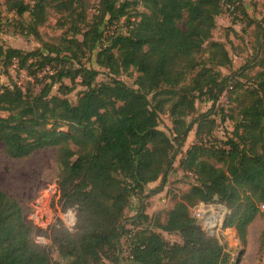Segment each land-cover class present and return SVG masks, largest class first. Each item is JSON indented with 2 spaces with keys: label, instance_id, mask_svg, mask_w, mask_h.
I'll return each mask as SVG.
<instances>
[{
  "label": "trees",
  "instance_id": "16d2710c",
  "mask_svg": "<svg viewBox=\"0 0 264 264\" xmlns=\"http://www.w3.org/2000/svg\"><path fill=\"white\" fill-rule=\"evenodd\" d=\"M30 1L0 0V29L8 24L4 11L19 20L27 14L17 21L18 32L41 44L32 51L0 46L4 71L15 62L40 84L38 92L0 84V142L11 159L55 149L58 201L75 211V222L42 230L25 218L18 198L0 189V264H229L223 243L199 225L191 208L216 199L226 208L222 229L234 228L245 244L264 205V27L256 25L252 63L225 75L221 68L229 69L232 58L225 42L213 37L222 4L247 15L244 0H96L90 20L88 0ZM50 7L65 17L56 44L38 30ZM92 56L106 80L97 81L98 69L82 62ZM248 69H255L251 76ZM130 72L134 86L119 78ZM78 85L83 89L71 101L67 95ZM226 92L230 113L213 111ZM205 100L211 107L198 114L196 103ZM219 112L232 130L224 141L211 142L212 115ZM163 113L171 134L159 128ZM194 126L195 141L183 149ZM178 155L179 168L195 183L172 207L150 215L147 200L160 188H146L164 181ZM133 196L140 205L126 218Z\"/></svg>",
  "mask_w": 264,
  "mask_h": 264
},
{
  "label": "rangeland",
  "instance_id": "374dc122",
  "mask_svg": "<svg viewBox=\"0 0 264 264\" xmlns=\"http://www.w3.org/2000/svg\"><path fill=\"white\" fill-rule=\"evenodd\" d=\"M1 1L3 2L5 0ZM95 1L96 0H88L89 6L86 12L88 20L96 14ZM244 7L247 15H244V13H241L239 10L234 9L231 11L223 7L222 13L216 18L217 25L213 31V37L225 42L232 58V66L229 69L221 68V72L224 75L232 73L233 71L240 72L245 65L252 63V58L257 48L256 25L260 23L264 27V0H244ZM139 9L143 10L141 6H139ZM28 18L27 14H25L20 20L25 22ZM64 18V14L58 13L54 8L50 7L47 13V21L38 28L41 38L49 43H58L65 29V26H62ZM20 20L12 13L3 12V21L8 24L0 29V46L19 48L23 51H32L40 48L41 44L34 36L18 32L19 26L17 21ZM123 23L120 22L118 24L119 31L123 30H120L122 27L121 24ZM115 27H117V25L110 29H106V34H109L108 30H114ZM82 62H84L86 66L92 65L98 69L100 73L97 77V81L107 79V71L97 67L94 63L93 56L89 61L83 58ZM254 71L255 69H248L245 70V74L251 76ZM43 73H38L39 79H43ZM47 73L48 70H46V74ZM130 73L131 74H122L119 78L126 84L134 86L133 80L136 74L134 72ZM239 79L243 81V83L246 82V78L244 77H239ZM63 81L66 84H70L68 79H64ZM11 83H17L23 87L30 86L33 88L34 92H38L40 88V84L27 76L25 70L19 69L15 62L5 71L3 67L0 66V84L10 85ZM82 89L83 87L78 85L76 90L68 94L67 97L71 101H75L77 93ZM52 93H55V87ZM228 95L229 93L227 92L223 93L218 102L213 106V111L218 112L222 108L225 113H230L229 109H231L233 103H230ZM196 107L198 114L203 113L211 107V102L207 100L197 101ZM221 116L222 112L212 115L216 120V126L213 131V138H210L211 142H214V138L219 141H224L232 130L233 122L229 119L221 121ZM192 119L193 116L187 117L185 120L186 122H190ZM159 128L167 134L172 133V122L167 113L161 114ZM63 129H66V127H63ZM194 131L195 126L188 133L183 149L188 148L194 143ZM179 157L180 155L176 157L173 167L164 181L156 182V184H153V187L147 186V192L154 188H160L147 200L148 206L146 207V211L148 208L155 207L149 209L150 215L172 207L177 198L183 192L187 191L191 184L195 183L193 174L184 172L179 168ZM58 169L54 148L38 150L24 159H11L5 155L3 144L0 142V189L18 198L23 206L25 218L32 221L34 225L42 230H45L49 225L54 223L67 226L68 228H72L74 224H68V220L71 217L67 214L71 210H64L61 202L58 201L56 185ZM139 205L137 197L133 196L125 212V217L130 218L133 216ZM156 207L160 209L157 210ZM261 211V214H259L248 226L245 244L240 243L237 233L232 227L226 229H221L220 227L218 228L219 230L211 233L212 236L217 237L221 243H223L226 251L229 252V264H233L238 256V264H264V208H261ZM163 235L171 242L178 240L176 235L167 233ZM45 240V244L50 243L49 240ZM260 240H263L262 248H260ZM40 241L44 242L43 239H40ZM122 241L124 242V240ZM122 250H125L123 245ZM52 256L54 259H58L57 251L54 247H52ZM124 256H126L125 251H123L122 257ZM99 264H110V262L104 259Z\"/></svg>",
  "mask_w": 264,
  "mask_h": 264
},
{
  "label": "built area",
  "instance_id": "2783aa9c",
  "mask_svg": "<svg viewBox=\"0 0 264 264\" xmlns=\"http://www.w3.org/2000/svg\"><path fill=\"white\" fill-rule=\"evenodd\" d=\"M30 3L32 1L26 0ZM222 6L224 9H232L233 6L230 4L223 3ZM261 208H264V205L261 206ZM69 213L67 215H70L71 218L68 220V224L74 223V210L70 209ZM68 212V211H67ZM191 213L193 217H195L199 223V225L208 232V234L212 235L211 233L215 232L216 230H219L218 228L221 227L222 229V223L224 216L226 214V208L225 206L217 201L216 199L210 201V202H198L191 208ZM67 227V226H66Z\"/></svg>",
  "mask_w": 264,
  "mask_h": 264
},
{
  "label": "crops",
  "instance_id": "0c3cea01",
  "mask_svg": "<svg viewBox=\"0 0 264 264\" xmlns=\"http://www.w3.org/2000/svg\"><path fill=\"white\" fill-rule=\"evenodd\" d=\"M156 182H158V181H155V182H152V183H149L148 184V187H153V184H156ZM151 208H155V207H151ZM151 208H148V210L146 211L148 214H150V212H149V209H151ZM157 208V207H156ZM160 208H157V210H159ZM153 210V209H152ZM233 230H234V228H233Z\"/></svg>",
  "mask_w": 264,
  "mask_h": 264
},
{
  "label": "water",
  "instance_id": "95a60500",
  "mask_svg": "<svg viewBox=\"0 0 264 264\" xmlns=\"http://www.w3.org/2000/svg\"><path fill=\"white\" fill-rule=\"evenodd\" d=\"M241 253V252H240ZM239 253V254H240ZM238 260H239V256H238V258H237V260L233 263V264H238Z\"/></svg>",
  "mask_w": 264,
  "mask_h": 264
}]
</instances>
